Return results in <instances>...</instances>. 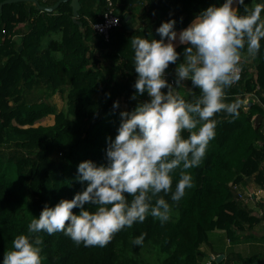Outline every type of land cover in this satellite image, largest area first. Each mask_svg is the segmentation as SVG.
I'll use <instances>...</instances> for the list:
<instances>
[{
  "label": "trees",
  "instance_id": "trees-1",
  "mask_svg": "<svg viewBox=\"0 0 264 264\" xmlns=\"http://www.w3.org/2000/svg\"><path fill=\"white\" fill-rule=\"evenodd\" d=\"M37 1L4 3L0 11V261L45 203L52 206L82 190L78 163L106 162V137L116 135L119 112L148 99L146 92L132 98L137 73L131 37L159 39L155 29L168 19H175L178 33L203 9L222 3L112 0L109 7L107 0H80L74 18L70 0L51 11L39 5L59 0ZM245 2L251 7L256 0ZM109 10L119 22L102 33L95 24L104 22ZM183 47L177 44L176 50ZM238 64L240 78L225 89L226 100L239 101L237 113L215 115V135L202 161L186 170L193 183L184 196L173 202L170 192L161 193L172 205L170 218L161 223L147 216L115 232L104 246L77 244L63 231H41L42 264H203L208 247L214 251V230H225L232 243L252 234L264 219V209L256 215L248 202L264 204V193L252 197L247 189L252 179L264 188V38L255 55L241 50ZM175 67L170 62L165 70L169 81ZM175 90L185 99L200 91L190 81ZM113 101L119 102L115 109ZM259 114L263 119L257 124ZM177 178L178 171L173 189ZM141 233L143 242L133 243ZM211 264L264 262L233 249L214 256Z\"/></svg>",
  "mask_w": 264,
  "mask_h": 264
},
{
  "label": "clouds",
  "instance_id": "clouds-1",
  "mask_svg": "<svg viewBox=\"0 0 264 264\" xmlns=\"http://www.w3.org/2000/svg\"><path fill=\"white\" fill-rule=\"evenodd\" d=\"M175 23L161 22L155 29L159 39L131 37L137 73L132 98L146 92L148 99L119 112L116 135L106 137V162L80 161L77 179L82 190L52 206L45 203L39 216L28 222L27 232L13 237L0 264H42L41 231H63L77 244L104 246L115 232L147 216L161 223L170 218L172 205L161 193L170 192L173 202L184 196L193 183L186 170L202 161L215 135V115L237 113L239 101L226 100L225 89L238 78L241 50L246 47L255 55L261 48L264 0L251 7L245 0H222L203 9L178 33ZM177 44L184 46L182 52ZM170 62L176 65L174 81L166 78ZM184 81L198 88L199 95L185 99L176 91ZM118 104L113 101V109ZM143 236H135L133 243L141 244Z\"/></svg>",
  "mask_w": 264,
  "mask_h": 264
},
{
  "label": "crops",
  "instance_id": "crops-1",
  "mask_svg": "<svg viewBox=\"0 0 264 264\" xmlns=\"http://www.w3.org/2000/svg\"><path fill=\"white\" fill-rule=\"evenodd\" d=\"M252 181L253 180H251L250 184H248L247 189L252 188V192H254L258 186ZM251 196L258 197V195ZM256 200L257 199L248 198L249 206L253 209V212L256 215H261L263 213L264 204L262 203V199ZM222 231V229H216L211 233L213 236L211 243L213 244L214 251L211 250V247L209 248L207 246L210 251L207 253L208 255L206 256V260L212 256L220 254L223 251L226 253L228 250L235 249L236 251L241 252L242 257L248 258L257 256L264 262V219L258 223L255 229L250 230V233L252 234L248 238L246 237V239L241 240L240 242H230L226 233ZM243 236L245 237V234Z\"/></svg>",
  "mask_w": 264,
  "mask_h": 264
},
{
  "label": "built area",
  "instance_id": "built-area-1",
  "mask_svg": "<svg viewBox=\"0 0 264 264\" xmlns=\"http://www.w3.org/2000/svg\"><path fill=\"white\" fill-rule=\"evenodd\" d=\"M107 2H108V6L109 7L113 6V1L112 0H107ZM113 18H116V22L115 23H113ZM118 22H119V18L112 14V10H109L108 13L106 14V18H105L104 22L95 24V27L100 32L106 33L111 26L117 24ZM240 75H241V69H240V67H238V69H237V77L238 78L237 79L240 78ZM262 193H264V188L260 187L256 191L252 192V195H259V194H262ZM213 258H214V256L211 257L205 264H211V260Z\"/></svg>",
  "mask_w": 264,
  "mask_h": 264
},
{
  "label": "water",
  "instance_id": "water-1",
  "mask_svg": "<svg viewBox=\"0 0 264 264\" xmlns=\"http://www.w3.org/2000/svg\"><path fill=\"white\" fill-rule=\"evenodd\" d=\"M14 1H20V0H5L4 2H2V4L0 5V11H1V8H2L4 3L14 2ZM33 1H35L38 4L37 0H33ZM64 1H69V0H59L54 5H51V6L39 5V7L43 10L51 11V10L55 9L57 6H59V4L61 2H64ZM70 2H71L72 9H73L74 18H76L79 15V10L81 8L80 0H70ZM257 120H258V124H259L260 121L262 120V115L259 114L257 116Z\"/></svg>",
  "mask_w": 264,
  "mask_h": 264
},
{
  "label": "rangeland",
  "instance_id": "rangeland-1",
  "mask_svg": "<svg viewBox=\"0 0 264 264\" xmlns=\"http://www.w3.org/2000/svg\"><path fill=\"white\" fill-rule=\"evenodd\" d=\"M244 105L247 107L248 105H249V102H248V99H246L245 101H244ZM255 118H256V123H257V115L255 116ZM253 180V179H252ZM252 182H254V180L252 181ZM249 190V193L250 194H252V188H249L248 189ZM219 231V230H218ZM222 232H225V230H223ZM221 233V232H220ZM226 233V232H225ZM213 239V236H212V234H210V240H212ZM203 247L204 248H206L204 245H203ZM208 250V249H207Z\"/></svg>",
  "mask_w": 264,
  "mask_h": 264
}]
</instances>
